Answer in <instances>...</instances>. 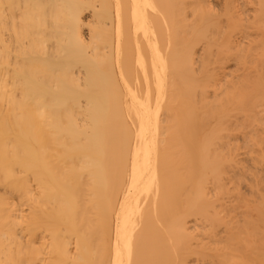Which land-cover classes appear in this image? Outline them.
<instances>
[{
    "label": "bare ground",
    "instance_id": "bare-ground-1",
    "mask_svg": "<svg viewBox=\"0 0 264 264\" xmlns=\"http://www.w3.org/2000/svg\"><path fill=\"white\" fill-rule=\"evenodd\" d=\"M0 264H264V0H0Z\"/></svg>",
    "mask_w": 264,
    "mask_h": 264
}]
</instances>
